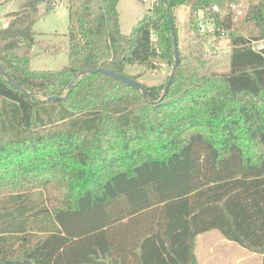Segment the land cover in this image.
<instances>
[{"label": "trees", "instance_id": "16d2710c", "mask_svg": "<svg viewBox=\"0 0 264 264\" xmlns=\"http://www.w3.org/2000/svg\"><path fill=\"white\" fill-rule=\"evenodd\" d=\"M55 1L26 0L0 28V66L34 94L0 73V264H197L209 231L264 264V46H252L264 45V0H153L128 35L119 0H67V65L33 70L36 13ZM229 4L243 11L236 28L212 10ZM183 7L195 30L202 13L226 31L213 34L228 38L226 72L205 67L209 34L196 31L164 96L166 83L142 84L145 97L103 74L77 77L172 67L167 9L179 45Z\"/></svg>", "mask_w": 264, "mask_h": 264}, {"label": "rangeland", "instance_id": "374dc122", "mask_svg": "<svg viewBox=\"0 0 264 264\" xmlns=\"http://www.w3.org/2000/svg\"><path fill=\"white\" fill-rule=\"evenodd\" d=\"M26 0H0V28L5 27L15 14L20 13ZM153 0H119L117 12L120 30L128 35L136 22L142 18ZM67 0H56L51 12H43L42 7L36 13L33 25L35 44L31 52L30 65L33 70H60L67 65V32L69 26ZM245 5H243L244 7ZM32 16V15H31ZM239 19L234 20V27ZM176 27L179 39L178 47L187 50L195 46L196 30L187 8L176 11ZM233 27V29H234ZM199 58L209 70L226 72L230 51L228 38L214 37L212 33L198 46ZM172 67L145 70L140 65H128L124 73L127 76L139 75L137 81L146 85L165 84ZM218 231H212L196 237L194 255L197 264H262V256L247 251L237 244L227 241ZM228 242V243H226ZM230 244V245H229Z\"/></svg>", "mask_w": 264, "mask_h": 264}, {"label": "water", "instance_id": "95a60500", "mask_svg": "<svg viewBox=\"0 0 264 264\" xmlns=\"http://www.w3.org/2000/svg\"><path fill=\"white\" fill-rule=\"evenodd\" d=\"M163 2L166 4V0H163ZM167 14H168V19H169V23H170V27H171V35H172V41H173V51H174V65L172 66V70L171 73L168 77V80L164 86V91H163V96L166 94L167 90L169 89L170 85L172 84L173 80H174V76H175V69L178 67L179 64V52H178V44H177V38H176V34H175V27L173 24V20L171 18L170 12L167 9ZM0 73L3 75V77L7 80V82L15 89L19 90L21 93L28 95V96H33L34 94L27 92L25 89H23L22 87H20L17 83H15V81H13L2 69V67L0 66ZM103 74L106 76H109L117 81H120L121 83H124L126 85H129L137 90H139L145 97L146 94L144 92L142 83H140L137 80H134L132 78H128L125 77L123 75L117 74L113 71H109L106 69H103L101 67H96V68H92V69H87V70H83L81 72L78 73L77 77H81L83 75H87V74ZM76 79V78H75ZM74 79V80H75ZM74 80L72 82H74ZM71 82V84H72ZM162 96V97H163ZM60 99H64V97H57V96H52L47 98L48 101H53V100H60Z\"/></svg>", "mask_w": 264, "mask_h": 264}, {"label": "built area", "instance_id": "2783aa9c", "mask_svg": "<svg viewBox=\"0 0 264 264\" xmlns=\"http://www.w3.org/2000/svg\"><path fill=\"white\" fill-rule=\"evenodd\" d=\"M147 2V0H142ZM212 10L214 12H217L219 14L220 17H224L227 14H232L234 16L235 19L239 18L242 16V8L241 6H238L236 4H229L227 5L225 8H220L217 5H214L212 7ZM200 17H198L196 19V31L199 35L204 36L206 34H214L215 31H218L221 36H224L226 34V31L224 29L221 28H216L213 21L211 19L208 18H204V16L202 15V13H200ZM252 46L254 49H262L263 48V42H258V43H252ZM162 67L164 65H161Z\"/></svg>", "mask_w": 264, "mask_h": 264}, {"label": "crops", "instance_id": "0c3cea01", "mask_svg": "<svg viewBox=\"0 0 264 264\" xmlns=\"http://www.w3.org/2000/svg\"><path fill=\"white\" fill-rule=\"evenodd\" d=\"M1 20V19H0ZM209 232H212V231H209ZM209 232H206V233H203V234H207V233H209ZM202 235V234H201ZM198 236H200V235H198ZM197 236V237H198ZM225 241V240H224ZM226 243H228V242H226ZM230 245V244H229ZM240 247V246H239Z\"/></svg>", "mask_w": 264, "mask_h": 264}]
</instances>
